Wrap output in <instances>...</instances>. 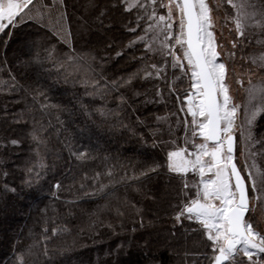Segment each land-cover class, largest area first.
I'll return each instance as SVG.
<instances>
[{"label": "trees", "instance_id": "1", "mask_svg": "<svg viewBox=\"0 0 264 264\" xmlns=\"http://www.w3.org/2000/svg\"><path fill=\"white\" fill-rule=\"evenodd\" d=\"M65 2L74 41L70 45L54 41V56L71 55L70 48L75 49L85 58L84 70L78 64L66 78L59 65L20 66L15 58L35 27L21 26L10 37L0 34V57L7 58L0 64V188L5 184L16 188L15 193L0 191V264H12L17 246L32 244H36L37 264H45L39 255L43 232L54 227L59 238L53 243L69 246L56 258L65 264H207L204 240L194 230L196 225L175 222L170 204H176L178 181L163 169L159 175H140L153 161L164 162L173 140L182 143L183 130L173 119L180 118L176 105L171 97L167 102H153V83L143 76L145 64L155 62L159 54L152 53L148 61L141 59L146 49L135 39L140 29L133 34L125 27L134 12L126 16L123 9L109 7L101 26L97 12L87 7L90 0ZM95 2L107 6L115 0ZM226 6L230 12L231 6ZM254 29L241 52L243 58L263 48L257 40H264V33ZM9 70L24 90H12ZM114 81L117 87L111 86ZM172 83L181 89L187 86V81ZM36 87L46 94V100L33 99ZM166 114V119H156ZM37 125L44 130L42 143L31 138ZM262 125L264 120L257 129ZM13 139L20 142L13 145ZM31 166L41 175L29 186L25 179ZM261 166L264 170V157ZM69 173L75 181L65 178ZM84 173L87 176L81 179ZM57 180L62 184L59 189L53 187ZM195 182L190 174L189 185ZM80 184L86 186L84 191L90 190L88 185L105 188L98 195L85 196ZM117 199L123 203L122 217L114 210ZM141 216L143 227L137 226ZM26 259L31 264L33 257L26 254Z\"/></svg>", "mask_w": 264, "mask_h": 264}, {"label": "snow or ice", "instance_id": "2", "mask_svg": "<svg viewBox=\"0 0 264 264\" xmlns=\"http://www.w3.org/2000/svg\"><path fill=\"white\" fill-rule=\"evenodd\" d=\"M226 5L234 10L224 17L225 23L230 20L235 26L233 38L227 42L229 48L224 46L223 25L217 29L214 8L207 0H115L107 6L90 0L87 7L97 12L101 26L109 7L123 9L126 16L135 13L125 27L133 34L140 29L141 34L135 35V39L146 49L141 53V59L148 61L152 59V53L159 54V59L145 64L143 69L144 78L153 83V102H167L171 97L176 105V115L180 117L173 119L183 130L182 143L173 140L164 162L153 161L140 175L145 178L149 173L159 175V170L163 169L172 180L178 181L176 204H170L175 222L183 225L187 221L196 225L194 230H198L204 240L206 252L203 258L207 264H264V225L253 215L255 202L264 195V170L249 163V158L255 160L257 156L251 151L255 145L260 146L259 156L264 157V125L257 129L258 122L264 120V76L253 79L256 67L264 73V53L252 58V65L256 67H249L243 73L247 80L234 69L231 73L243 89V102H235L229 83V61L235 64L237 52H243L249 41L246 29L259 28L264 33V6L257 8L249 0H226ZM219 7V4L215 5L216 9ZM79 20L84 24L82 16ZM28 24L36 31L19 49L15 58L18 65L39 69L46 63L51 67L59 65L67 78L71 75L70 69L84 62L85 58L71 48V55L54 56L57 50L53 42L70 45L74 36L72 17L65 0H0V34L10 37L12 32ZM152 40L157 41L158 48L152 47ZM128 44L132 45L133 41L129 40ZM6 59L0 57V64L6 63ZM8 77L13 91L24 90L25 86L16 81L11 70ZM174 81L181 85L187 81V86L175 87ZM93 83L99 86L98 82ZM111 86L117 87L115 81ZM108 87L105 83V90ZM32 91L34 100L36 96L47 99L38 87ZM38 107L46 106L38 104ZM43 131L37 125L32 129L31 138L42 143ZM238 140L243 144L240 155L245 157L240 166L236 155ZM19 142L11 141L13 145ZM79 155L84 156V153ZM190 174L196 181L192 186L188 183ZM40 175L41 171L35 166L29 167L25 183L31 186ZM86 176L84 173L81 179ZM65 178L76 180L71 173ZM53 187L61 188V181L57 180ZM85 187L80 184L79 190L84 191ZM87 187L90 190L84 191V195L91 196L98 195L105 185L100 184L99 189L93 185ZM0 191L15 193L16 188L5 184ZM122 208L123 203L117 199L114 206L117 217L124 215ZM100 224L103 226V221ZM137 226H145L142 216ZM58 238L57 228L44 230L39 255L43 256L45 264H65L63 259L57 261L56 258L65 254L69 246H56L53 242ZM35 247L36 244L17 246L12 264H29L26 254L33 257L31 264H37Z\"/></svg>", "mask_w": 264, "mask_h": 264}, {"label": "rangeland", "instance_id": "3", "mask_svg": "<svg viewBox=\"0 0 264 264\" xmlns=\"http://www.w3.org/2000/svg\"><path fill=\"white\" fill-rule=\"evenodd\" d=\"M207 2L210 4V6H213V8H214L213 15H214V20L217 21V24H216L217 29H219L221 27V25H223V39L225 41L224 46H225V48H229L230 44H228L227 42L233 38V34L235 31L234 23L231 22L230 20L227 23H225V20H224V17L226 15H228V13H229L228 12L229 9L225 5L224 0H207ZM234 2H239V0H234ZM249 3L252 5H255L257 8L264 6V3L263 4L261 2L258 3L257 0H249ZM217 4H219V6H220L219 9L215 8V5H217ZM231 11H234V10H231ZM254 30H255L254 27H248L246 29V34L248 36H250L251 32ZM218 35H219V33H218ZM70 41L71 42L74 41V36ZM257 42L261 45H264V40H257ZM151 43H152V47L155 49L154 45H156V44H154V43H157V41L152 40ZM157 45H158V43H157ZM262 47L264 48V46H262ZM263 48H261V50L257 51L256 54H251L247 58L246 57L243 58L244 55H242L241 52L238 51L236 54L235 64H233L231 61H229L230 94L234 97V100L237 103L243 102L244 92H243V89L235 82V79L231 76V73L234 69L236 73L241 74V78L247 80L248 77L243 75V73L247 72L249 67H256V66L252 65V58L253 57H259L260 54L264 53ZM257 64H259V61H257ZM83 67H85V66L83 65ZM79 69L84 70L82 68V64H81V68L79 67ZM262 76H264V73H261L259 71V68L256 67V74L253 77V79L257 80ZM89 140H91V139H89ZM242 148H243V144L238 140L237 141V153H236V155H237V162H238L239 166H240V164L244 163V159H245L244 156L240 155V149H242ZM251 151L256 152L257 156H256L255 160H252L251 158H249V163H255L257 169H263L261 166V161H262L263 157L259 156V150L256 149V145L251 149ZM261 200H264V195H262L259 198V200L257 199V201L255 202V208L253 210V215L255 216L254 219L259 221V222L264 221V203H262ZM256 214L259 216V218L262 219V221H260L257 218Z\"/></svg>", "mask_w": 264, "mask_h": 264}, {"label": "water", "instance_id": "4", "mask_svg": "<svg viewBox=\"0 0 264 264\" xmlns=\"http://www.w3.org/2000/svg\"><path fill=\"white\" fill-rule=\"evenodd\" d=\"M239 166V165H238Z\"/></svg>", "mask_w": 264, "mask_h": 264}]
</instances>
